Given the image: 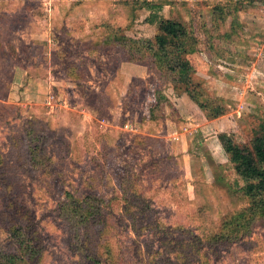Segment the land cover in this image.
<instances>
[{
	"label": "rangeland",
	"instance_id": "obj_1",
	"mask_svg": "<svg viewBox=\"0 0 264 264\" xmlns=\"http://www.w3.org/2000/svg\"><path fill=\"white\" fill-rule=\"evenodd\" d=\"M156 12L199 39L206 109L137 50L147 7L0 0V264L20 231L31 264H264V215L221 148L264 134V0Z\"/></svg>",
	"mask_w": 264,
	"mask_h": 264
},
{
	"label": "trees",
	"instance_id": "obj_2",
	"mask_svg": "<svg viewBox=\"0 0 264 264\" xmlns=\"http://www.w3.org/2000/svg\"><path fill=\"white\" fill-rule=\"evenodd\" d=\"M139 3L140 6H145L152 10L154 15H151V22H157L158 31L153 40L146 41L145 45H138L137 50L140 51L143 47L148 50L149 56L154 59V64L158 71L163 74L167 80L173 84L182 83L185 86V92L190 99L195 102L201 109H206L204 103L200 101L194 82L191 76L193 67L187 59V55L198 50L199 39L189 33L185 24L177 19H163L157 16L159 9L169 6L177 0H121ZM206 2L215 3L217 0H204ZM252 3L253 0H239ZM158 20V21H157ZM118 44L134 48L123 39L127 37H115ZM170 81H168L170 83ZM156 103H160L161 91H158ZM218 110V107H215ZM223 111H216L213 117L222 115ZM222 147L228 156L229 161L233 164L235 172L243 180L244 185L242 192L245 197L251 201V206L246 208V214L249 211L251 216L264 215V134L256 135L251 146H242L229 140L222 141ZM245 214V211L241 213ZM249 222V221H245ZM241 224L238 223V226ZM19 232V230H18ZM25 233V232H24ZM24 233L21 231L20 237L15 239L18 244L16 252L8 254L4 259L8 262L1 264H31L34 259L32 255H20L19 248L23 243L20 239Z\"/></svg>",
	"mask_w": 264,
	"mask_h": 264
},
{
	"label": "crops",
	"instance_id": "obj_3",
	"mask_svg": "<svg viewBox=\"0 0 264 264\" xmlns=\"http://www.w3.org/2000/svg\"><path fill=\"white\" fill-rule=\"evenodd\" d=\"M221 148L223 149V147L221 146ZM222 155H223V159L225 160V161H228V162H230L229 161V159H228V156H227V154L225 153V151H224V149L222 150Z\"/></svg>",
	"mask_w": 264,
	"mask_h": 264
},
{
	"label": "built area",
	"instance_id": "obj_4",
	"mask_svg": "<svg viewBox=\"0 0 264 264\" xmlns=\"http://www.w3.org/2000/svg\"><path fill=\"white\" fill-rule=\"evenodd\" d=\"M53 99H54V95H52V94L49 95L48 98H47V103L50 104V103L52 102Z\"/></svg>",
	"mask_w": 264,
	"mask_h": 264
}]
</instances>
